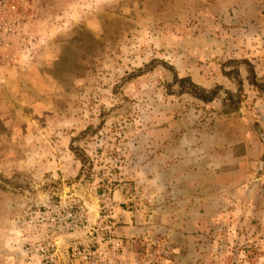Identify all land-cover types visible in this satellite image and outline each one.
I'll use <instances>...</instances> for the list:
<instances>
[{"label": "rangeland", "instance_id": "1", "mask_svg": "<svg viewBox=\"0 0 264 264\" xmlns=\"http://www.w3.org/2000/svg\"><path fill=\"white\" fill-rule=\"evenodd\" d=\"M0 57V264H264V0H0Z\"/></svg>", "mask_w": 264, "mask_h": 264}, {"label": "crops", "instance_id": "2", "mask_svg": "<svg viewBox=\"0 0 264 264\" xmlns=\"http://www.w3.org/2000/svg\"><path fill=\"white\" fill-rule=\"evenodd\" d=\"M5 61L6 59L0 57V77L4 78V80L7 78L5 77L7 73H9V71L11 72V67L8 69L4 65ZM8 86L10 87V85H6V83L0 84V93L7 92V94H9L10 88ZM13 107V101L9 100L8 98L4 102H0V118L3 120V123L6 127L10 124V118L6 115L7 113H11ZM188 139L189 138L185 136L184 138L182 136L177 140L173 139L172 145H170L167 148L166 153L162 155L167 159V167H159L155 171L156 175L167 174V178H165L164 181L173 190L176 189L175 182H184L183 187L187 185L188 187L192 188L195 184H199L204 179L202 175L205 172V164L198 166V159L201 157V155H199L200 151L198 146L200 140L196 139L194 142H192ZM191 143L196 144V146L193 147ZM2 165H0V170H4ZM212 170H215V166H212ZM174 174H176V178L174 177ZM173 198H175V195Z\"/></svg>", "mask_w": 264, "mask_h": 264}, {"label": "trees", "instance_id": "3", "mask_svg": "<svg viewBox=\"0 0 264 264\" xmlns=\"http://www.w3.org/2000/svg\"><path fill=\"white\" fill-rule=\"evenodd\" d=\"M89 38L92 41V44H95V39L89 35ZM235 73V77L238 76L237 71L233 70L231 71V73ZM249 75H248V81L253 84L257 89L262 90L264 89V84L258 83L255 80V73L254 70L252 68L248 69ZM228 77H230L229 73H225ZM176 85L178 87V92L179 93H188L191 96L203 101V102H209L212 101L213 99H215L218 95V90L219 87L216 88H210V89H206L201 87L198 84H195L190 77H178L177 75H174L173 77V81L169 84H167L168 87H171L172 85ZM238 92H231V91H225L226 92V96L225 98L222 100V104L224 107V111L225 112H229V111H235L238 109L239 106V96H240V92H239V88L237 90ZM80 160L83 161V158L80 157Z\"/></svg>", "mask_w": 264, "mask_h": 264}]
</instances>
